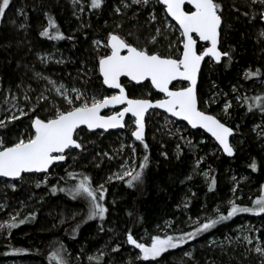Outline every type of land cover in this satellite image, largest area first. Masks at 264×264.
Masks as SVG:
<instances>
[{"label":"trees","instance_id":"16d2710c","mask_svg":"<svg viewBox=\"0 0 264 264\" xmlns=\"http://www.w3.org/2000/svg\"><path fill=\"white\" fill-rule=\"evenodd\" d=\"M84 1V10L77 14L69 0H10V6L0 20L2 91L22 95L25 90L33 89L35 92L31 95H38L45 86H49L47 77L51 76L68 83L75 81L84 90L97 93L99 98L109 95L110 91L103 85L98 70L99 57L108 54L109 50L107 47L97 48L94 42L96 39L107 42L111 31L147 47L150 52L177 57L182 51V37L173 22L172 29L166 32L172 42H166L161 35L156 43L150 41L157 27L165 35L163 18L166 19L167 15L158 0H152L146 7L132 4L129 9L122 8L124 0H104L99 9L90 7L91 0ZM218 2L223 6L224 20L221 49L230 51L231 60L225 57L220 64L205 62L198 93L201 108H204L206 97L216 95V104H211L205 111L235 129V155H224L201 130L187 127L186 133L192 140L183 142L178 135L162 128L158 121L156 127L155 121L147 117L145 142L149 147L145 151L143 144L134 140V169L139 170L145 155H148L149 163L144 169V182L129 187L127 177L106 180L112 165L106 159L99 161L98 155L111 145L107 138L113 137L115 131L100 137L101 131L86 134L85 129H79L77 138L84 135L80 142L83 145L81 150H69L72 152H67L66 161L56 164L49 173L25 174L20 180L13 181L17 186L15 189L3 191L2 198L8 207L0 210V224L1 220L6 221L0 228V264L12 260L13 264H56L53 253H60L65 264H150L126 242L129 230L137 239L150 238L170 223V228L164 233L180 235L199 226L192 225L191 219L201 222L216 219L217 209L220 214L227 215L230 201L234 198L237 204L248 207L259 197L264 184V137L254 132V126L260 123L264 128V112L256 107L250 111L248 103L254 104L252 98L264 96V40L258 38V30L264 24L255 6L248 8L238 0ZM118 7L121 9L119 13L115 11ZM151 10L157 16L156 26L148 17ZM46 14L54 16L64 39L39 35L47 26ZM129 33L133 36H128ZM170 43L172 47H169ZM54 50L62 52L60 61L46 62L40 58V54ZM256 70H259L258 76L245 75ZM134 86L127 84L131 96H137ZM224 94L231 101L229 116L221 107ZM157 97L154 92L150 98ZM245 98H248L247 103ZM54 101L40 102L34 113L12 121L7 131L0 130V136H4L7 143L24 132L27 138L33 131L30 125L36 115L43 119L54 114L52 103L58 104L61 110L69 108L60 98ZM151 113L163 114L158 110ZM148 118L151 123H148ZM129 122L130 118L127 124ZM201 157V167H210L207 180L197 173L196 163ZM253 160L258 166L256 170L249 167ZM44 175H48L46 183L41 180ZM84 175L91 178L94 187L103 185L107 189L103 203L109 211L103 220L99 217L87 219V200L83 197L73 199L68 191ZM213 177L216 183L210 190ZM5 181L0 179V183ZM53 187L65 191L53 193ZM8 212L12 215L7 218ZM13 216L17 222L24 219L25 223L9 230L7 222ZM245 220L254 224L255 237L264 247V213L242 212L219 222L194 240L169 250L157 258L159 264H262L264 259L247 246L242 237H236L234 226ZM251 235L254 236L253 231ZM188 252L192 253L190 257L185 255ZM151 264H156V261Z\"/></svg>","mask_w":264,"mask_h":264},{"label":"snow or ice","instance_id":"6c2138e0","mask_svg":"<svg viewBox=\"0 0 264 264\" xmlns=\"http://www.w3.org/2000/svg\"><path fill=\"white\" fill-rule=\"evenodd\" d=\"M76 3V0H73ZM193 5L194 10L185 11V0H162L166 6L167 13L174 18L179 24V29L182 37L183 51L178 58H173L170 55H161L156 51H149L145 46L132 43L119 32H111L107 37V42L104 45L110 49V53L100 56L98 60V70L102 76L103 85L110 88L119 89L117 95H105L102 98L96 96L89 97L80 89L73 88L71 91L76 95L70 96L63 85L55 88V92L62 96L69 105L67 110H61L56 107L54 114L47 118H41L36 115L31 120L30 128L32 131L25 138L24 135L18 136L13 142L7 143L4 136H0V176L11 178H22L23 174L31 172H46L51 165L58 161L66 160V150L82 149L83 145L74 138L77 129L80 126H86L87 129H110L124 127V117L131 113L134 117L135 130L131 133L137 141L143 144L145 151L148 149V144L145 142V113L150 108H161L171 113L172 116L181 117L188 121L192 127L198 125L211 133V135L219 142L223 152L228 156L235 154V148L230 143V137L233 136L235 129L222 122L217 116L201 111L198 107L197 97V76L201 68V62L205 57L214 58L219 62L223 57L231 60L230 51H221L218 45L220 44L221 25H222V4L218 0H187ZM256 0H253L255 3ZM264 3V0H260ZM104 0H91L90 7L99 9L103 5ZM134 4H147L148 0H132ZM10 6V0H0V20L5 16L6 10ZM124 7H129L125 4ZM83 11V8L80 9ZM116 12H120L118 7ZM47 15V26L39 33L42 37L49 39L60 40L64 39V33L60 31L54 16ZM247 15V14H246ZM155 19V17H152ZM23 27V25H21ZM119 27V25H118ZM156 33H160V29H156ZM200 41L210 42V46L203 48L202 51H197V38ZM264 35V33H262ZM128 36H133L129 33ZM71 39L72 37H68ZM156 35L151 37V42L156 43ZM96 44H101L100 41H95ZM43 59V58H41ZM39 75V74H37ZM247 77L258 76L259 70L249 71L245 74ZM121 77H128L130 81L140 83L141 81L150 80L151 84L161 92L165 93L164 99L156 100L154 103L150 99H133L129 98L125 87L121 83ZM183 79L189 82L188 87H183L178 90H170L169 85L176 79ZM49 83L55 84V81L49 80ZM235 91V89H234ZM25 99H28L26 96ZM238 99H240L238 97ZM255 103H248V109L251 111L254 107L259 108L264 112V96H256L252 98ZM38 101H47L48 97L41 94L37 97ZM77 101L79 104L77 105ZM248 98H245L247 103ZM126 104L121 111L113 112L111 115H101V110L108 108L110 105ZM231 107V102H226L223 108L225 114ZM31 111L34 113L36 108ZM20 115H26L23 110ZM19 119L13 115L0 120V130L7 131L8 124ZM135 151V148H133ZM163 155H167L164 153ZM203 159V158H201ZM149 157H143V163L139 165V170L132 169L124 171L122 175H117V179H128L126 183L129 187H135L137 183L144 182V169L148 166ZM200 161H197L199 164ZM253 170L257 169L255 160L249 165ZM73 175V174H69ZM207 176L208 174L205 173ZM191 177H188L190 179ZM42 183H46L42 181ZM215 178L211 179L210 190L215 186ZM40 185L37 184V187ZM15 187V185H13ZM65 191V189L52 188V192ZM73 199L83 197L88 202L87 219H95L99 217L103 220L108 213V207L103 203L107 189L103 185L93 186L91 178L84 175L79 178L78 183L71 189H68ZM231 207L227 215L220 214L216 219H209L201 223L197 219L199 225L193 231L184 232L180 235H154L150 237V242H140L129 230L126 233V242L139 249L143 260L156 261L163 254L168 253L171 249H176L181 245L186 244L190 240H194L198 235L213 228L221 221L227 220L237 213L251 212L255 214L264 213V195H260L254 201V207H242L235 201H230ZM219 211V210H217ZM132 215V213H129ZM25 220L21 219L17 222L13 216L7 222V228H17L20 224H24ZM4 225L0 224V228ZM75 231V229H74ZM249 243V237H245ZM119 247V246H118ZM116 251L117 249H113ZM17 251H20L17 249ZM63 247L61 248V252ZM255 251L264 256V247L257 246ZM186 256H191L192 253H185ZM56 264H65V260L60 253H53ZM92 259V258H90ZM264 264V261H262Z\"/></svg>","mask_w":264,"mask_h":264},{"label":"rangeland","instance_id":"374dc122","mask_svg":"<svg viewBox=\"0 0 264 264\" xmlns=\"http://www.w3.org/2000/svg\"><path fill=\"white\" fill-rule=\"evenodd\" d=\"M238 1H241L245 5L249 6L248 8H253L252 6H255L256 9L257 8L259 9L258 10L259 14H261V15L264 14V3H261L260 0H256L255 3H253V0H238ZM69 2L73 7L74 12L77 14H80L82 12V11H80L81 8H83V10L85 8V1L84 0H76V3H74L73 0H69ZM151 2H152V0H148L147 4L141 3L139 5H143V7H146V5H149V3H151ZM125 4L129 5V7H124ZM132 4H134V3H132V0H124L121 3V6H122V8L129 9L132 6ZM153 16L155 17V19L152 18ZM148 17L150 18L151 22L154 23L155 26H156V24L158 25L157 16L155 15L153 10H151L149 12ZM163 21L165 23V28H164V34L165 35H162L160 27H157V29H160V33L157 34L155 31L154 35H156L157 38L160 35L165 37L166 42L169 43L171 40L169 38V35L166 34V32L168 31V29H170V28L172 29V24H171V21L167 17H166V19L163 18ZM262 33H264V27H261L258 30V38L264 40V35H262ZM95 41L102 42L99 45L94 43V45L97 48L101 49V48L105 47L104 45L106 44V41L99 40V39H96ZM150 41H151V37H150ZM172 46H173V44L170 43L169 47H172ZM108 50H109V48H108ZM109 52H110V50H109ZM61 53L62 52H60L58 50H54L51 53L40 54V58H43L42 60H46V62L60 61L62 58ZM179 56H177V57L172 56V57L178 58ZM210 62L213 63L212 61H210ZM47 78H48V83H49V80H51V81H55V84L49 83V86L48 85L45 86L43 88V90L38 92V95L37 94L31 95V92H35L33 89L32 90H25L22 93V95H20L19 92L16 93V92H10V91H2L0 89V120H3L6 117H10L13 115L20 118V117L26 116L27 114L31 113L32 112L31 109L33 107H35L37 109L38 104L40 102H42V101L37 100V97H39L41 94H43L44 96H47L49 101L51 100L53 102L55 100V98H60V99H62V101L65 102L66 105H68L66 103V101L64 100V98L55 92V88L60 87L61 85H63L64 89L67 90V94L70 96L74 97L76 95L71 90L73 88H77V89H80L82 92H85L89 97L96 96L97 98H99L97 96V93L84 90L83 88L79 87L75 81H72L71 82L72 84H71L70 82L68 83V82L63 81L61 79L57 80L56 78L51 77V76H48ZM262 83L264 85V80H262ZM126 84L132 85L128 81ZM181 85L182 84H177V85L175 84V87L179 88V86H181ZM134 87L137 90V91H135V92H137V96H135V97H138V98H147V97L150 98L152 96V94L155 92L154 89L151 87V85L148 83L143 84V85H139V86H134ZM112 93H114V92H110L109 94L111 95ZM26 96L28 97V99H25ZM223 96H224L225 100L221 104L222 109L224 108L225 103L230 101V99L227 98L226 94H224ZM216 101H217V99H216L215 94L211 95L210 97H206L204 100V108H201V109L205 111L211 104H216ZM76 103L78 105L79 101H77ZM200 105H201V101H200ZM52 106L56 109V107H58V104L55 105L54 103H52ZM21 110H23V112L26 113V115L21 116L20 115ZM110 113H112V112L111 111L105 112V114H110ZM226 115H228V113ZM148 117L150 118V120L152 118V120L155 121L156 127H157L156 122L158 121L159 122L158 124L162 128H164L168 132L173 133L174 135L175 134L178 135L180 140H182L183 142L192 140L190 135H188L186 133V128L188 126L185 123L176 121L175 119L171 118L169 115H167L165 113H163V114H161V113H157V114L150 113L148 115ZM149 118H148V123H151ZM126 128L127 129H125V130L115 131V134L113 137L107 138L108 140H110L111 145L108 146V149H105V151H103L101 154L98 155L100 162H104V159H106L112 165L111 169L107 173V176H106L107 179L106 180H109V181L120 180V179L116 178L117 175H122L124 171H129V170H132L135 168L136 149H135V151H133V148H135V142H134L135 139L131 135V133L135 130L134 119H130V122L127 124ZM84 131L86 134L89 133V131L86 129ZM84 131H83V133H84ZM254 132L258 136L264 137V128H263L262 124L257 123L254 126ZM24 134H26V133L24 132L23 135ZM104 134H107V133L101 131L100 137H103ZM83 138H84V135H82L78 140L80 142H82ZM234 142L235 141L232 138L233 146H235ZM69 152H72V151H69ZM212 152H214V150ZM68 154L69 153H67V155ZM73 154L75 156H77L76 151L75 152L73 151ZM201 158H203V157H201ZM201 158L199 159L200 163L199 164L196 163L197 173H199L204 179L207 180L210 177V167L209 168L208 167L202 168L201 167V162H202ZM205 173H207L208 175L206 176ZM47 178H48V175H44L43 177H41V180L44 181V180H47ZM37 181H39V180H37ZM13 185H15V187H13ZM16 187H17L16 184H14L13 181H11V180H6L5 182L0 183V210L1 209L4 210L5 208L8 207V204L6 203V201H4L5 199L2 198L3 191L7 188L15 189ZM260 195H264V184H263V186H261ZM255 199L252 201L251 206H248V207H254ZM236 200L237 199L234 198L231 201L236 202ZM186 202H187V200H186ZM23 208H24V206L21 207V209H23ZM18 210L20 211L19 208H18ZM217 210H219V209H217ZM217 210H216V217L218 215H220V212H219L220 210L219 211H217ZM6 214H7V218L12 215V213H10V212H8ZM7 218H5V220H7ZM209 219H211V218H209ZM209 219H207V220H209ZM207 220H205V222ZM196 221H197V219H191V224L197 225ZM5 222L6 221L1 220V224L2 223L4 224ZM201 223H203V221ZM169 228H170V223L166 224V226L163 230L161 229L159 235L166 234L164 232H166V230H168ZM254 228H255L254 224L249 222V221H246V220L243 221L242 223L234 226V230H236L235 231L236 237H238V238L242 237L246 241L247 246L251 247L254 250V252L257 253L255 251V248L257 246H261V247H263V246L258 242V238L255 237V234L257 233V231ZM251 231L254 232V236L251 235ZM245 237H249L251 240V243H249L248 240L245 239ZM252 237H253V239H252ZM253 240H255V241H253ZM138 241L148 243V242H150V238L144 236V237H141L140 239H138ZM130 246L132 249L136 250L137 255L139 257H141L139 249H136L131 244H130ZM261 257L264 259V256H261ZM13 261L14 260L8 261L7 264H13L14 263Z\"/></svg>","mask_w":264,"mask_h":264},{"label":"water","instance_id":"95a60500","mask_svg":"<svg viewBox=\"0 0 264 264\" xmlns=\"http://www.w3.org/2000/svg\"><path fill=\"white\" fill-rule=\"evenodd\" d=\"M158 1H159V3L164 7V10H165V13H166L167 17H168L172 22H174V23L177 25V27L179 28V24H178V22H176V21L174 20V18H172V17L167 13L166 6L163 5L162 0H158ZM183 7H184V10H185V11H192V10H194L193 5L189 4V3L187 2V0H185V4H184ZM261 20H262V22H263V24H264V14H263L262 17H261ZM223 22H224V20H223V17H222L221 30H222V27H223ZM179 30H180V29H179ZM194 38H197L195 34H194ZM199 44H207L206 47L210 46V42L200 41V40L197 38V51H198V52L203 50V48H202V49H199V47H198ZM218 47L220 48L221 51H223V50L221 49V36H220V44L218 45ZM204 48H205V47H204ZM109 50H110V49H109ZM182 51H183V50H182ZM109 53H110V52H109ZM109 53H108V54H109ZM173 58H175V57H173ZM209 58H211V57H205V59L201 62V68H200V71H199L198 76H197V85H196V88H197V97H198V107H199V109H200L201 111H204V110H202V109H201V106H200L198 87H199V83H200V76H201V71H202V68H203L204 62H205L207 59H209ZM223 58H225V57H223ZM223 58H222V59H223ZM211 59L214 61L215 64H220V63L222 62V59H221V61H219V62L215 61L214 58H211ZM99 74H100V73H99ZM100 77L102 78L101 75H100ZM125 79L128 80L130 83H133V84H135V85H141V84H144V83L148 82V83L151 85V87L154 89V91H155L156 93H158L159 95H161V97H160V98H149V97H147V98H138V97L130 96V95H129V92H128V88H127L126 84L124 83V80H125ZM180 82H181V83H187V85H186L185 87H188V85H189V82H188V81L178 78V79H176V80H174V81L171 82V84L169 85L170 90H178V89H180V88H175V87H174L175 84L180 83ZM121 83H122V85L125 87L126 93H127V95L129 96V98H133V99H150V100H152L153 103H154L156 100L164 99V98H165V95H166L165 93L161 92L159 89L155 88V86H153V85L151 84V81H150V80H145V81H141L140 83H137V82H134V81H130V78H128V77H121ZM104 86H105L110 92H114V93H112L111 95H117V94H119V89L110 88V87L107 86V85H104ZM109 96H110V95H109ZM126 106H127L126 104L114 105V106H111V105H110L108 108H105V109H102V110H101V115H111L113 112L121 111V110H122L124 107H126ZM153 110L161 111V112H163V113L169 115L171 118L175 119L176 121H179V122H183V123H185V124H186L189 128H191L192 130H201V131H203L206 135H208V136H209V137H210V138H211V139H212V140L218 145V147L220 148V150L223 152V149H222V147L219 145V142L216 141V139L211 135V133L207 132L206 129L200 127L199 125H198L197 127H192V125L189 124L188 121L184 120V119L181 118V117H175V116H172L171 113H169V112H167L165 109H161V108H150V109H148V111L145 113V137H146V135H147V131H148L147 117H148V114L151 113ZM106 111H111L112 113H110V114H105ZM205 112H206V111H205ZM207 113H209V112H207ZM209 114H212V113H209ZM212 115H214V114H212ZM215 116H216V115H215ZM128 118L134 119V117H132L131 113L126 114L125 117H124V127L110 128V129H107V130H105V129H99V128H97V129H93V130H89V129L86 128V126H83V125H82V126H80V128L77 129V131H78L79 129H86V130H88L89 132L102 131V132L107 133V132H110V131H121V130H125L126 127H127V120H128ZM217 118H218V117H217ZM218 119H219V118H218ZM220 120H221V119H220ZM221 121H222V120H221ZM222 122H223V121H222ZM224 123H225V122H224ZM226 124H227V123H226ZM227 125H228V124H227ZM228 126H230V125H228ZM230 127H231V126H230ZM33 131H34V130H33ZM76 134H77V133H76ZM76 134L74 135V138H77V137H76ZM234 135H235V131H234L233 136H234ZM233 136L229 138V139H230V143H232V138H233ZM133 138L135 139V137H133ZM135 140H136V139H135ZM78 141H79V140H78ZM79 142H80V141H79ZM232 145H233V143H232ZM234 148H235V147H234ZM78 150H81V149H78ZM68 151H69V150H66L65 155H67V152H68ZM235 153H236V150H235ZM223 154L226 155V156H228V155H227L226 153H224V152H223ZM234 155H235V154H234ZM234 155H233V156H234ZM233 156H228V157H233ZM65 161H66V160H65ZM65 161H58V162L54 163L53 165H51V166L49 167V169H48L46 172H31V173H25V174H47V173L50 172V170H51L56 164L63 163V162H65ZM25 174H23V176H24ZM0 179L16 181V180H20L21 178H11V177H3V176H0Z\"/></svg>","mask_w":264,"mask_h":264},{"label":"flooded vegetation","instance_id":"af4514ba","mask_svg":"<svg viewBox=\"0 0 264 264\" xmlns=\"http://www.w3.org/2000/svg\"><path fill=\"white\" fill-rule=\"evenodd\" d=\"M222 9H223V7H222ZM222 17H223V15H222ZM261 17H262V16H261ZM167 18H168V17H167ZM168 19H169V18H168ZM169 20H170V19H169ZM170 21H171V20H170ZM171 22H172V21H171ZM173 23H174V22H173ZM174 24H175V23H174ZM175 25H176V24H175ZM176 26H177V25H176ZM178 29H179V28H178ZM179 31H180V30H179ZM180 34H181V33H180ZM206 45H207V44H199L198 47H199V49H202V48L206 47ZM182 50H183V44H182ZM108 53H109V52H108ZM180 53H182V51H181ZM179 55H180V54H179ZM210 61H212V62L214 63V61H213L211 58L207 59L205 62H210ZM205 62H204V63H205ZM127 81H128V80L125 79V80H124V83L126 84ZM128 82H129V81H128ZM129 83H130V82H129ZM146 83H148V82H146ZM146 83H144V84H146ZM131 84H133V83H131ZM148 84H149V83H148ZM177 84H182L181 86H179V88H183V87H185V86L187 85V83H181V82H180V83H177ZM177 84H176V85H177ZM133 85H135V84H133ZM141 85H143V84H141ZM126 86H127V84H126ZM135 86H139V85H135ZM174 87H175V86H174ZM175 88H176V87H175ZM157 94H158V93H157ZM109 95H110V94H109ZM129 95H130V94H129ZM130 96H131V95H130ZM160 96H161V95L158 94V97H157V98H160ZM133 97H135V96H133ZM130 119H131V118H130Z\"/></svg>","mask_w":264,"mask_h":264}]
</instances>
